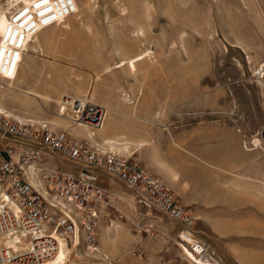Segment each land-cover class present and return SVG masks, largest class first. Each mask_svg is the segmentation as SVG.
Here are the masks:
<instances>
[{"label": "rangeland", "instance_id": "1", "mask_svg": "<svg viewBox=\"0 0 264 264\" xmlns=\"http://www.w3.org/2000/svg\"><path fill=\"white\" fill-rule=\"evenodd\" d=\"M76 2L78 14L43 28L41 46L22 51L8 78L53 101L0 78V106L54 124L61 107L78 122L81 88L112 110L106 125L149 143L124 155L172 188L220 264H264V151L246 152L255 139L264 146V0ZM104 185L114 198L96 248L69 242L67 264H191L168 215L138 204L118 180Z\"/></svg>", "mask_w": 264, "mask_h": 264}, {"label": "built area", "instance_id": "2", "mask_svg": "<svg viewBox=\"0 0 264 264\" xmlns=\"http://www.w3.org/2000/svg\"><path fill=\"white\" fill-rule=\"evenodd\" d=\"M18 4L1 37L0 76L17 75L28 35L77 12L76 0ZM75 104L80 123L102 126L105 108ZM50 124L0 113V264H47L62 242L73 245L77 235L96 248L100 220L114 198L105 180H118L138 204L168 215L179 226L178 241L191 264H220L198 237L193 214L160 178L122 153ZM10 237L17 238L16 247L6 244Z\"/></svg>", "mask_w": 264, "mask_h": 264}, {"label": "bare ground", "instance_id": "3", "mask_svg": "<svg viewBox=\"0 0 264 264\" xmlns=\"http://www.w3.org/2000/svg\"><path fill=\"white\" fill-rule=\"evenodd\" d=\"M23 1L26 2V3L29 2V0H23ZM18 5H19L18 4V0H5L3 3H0V41H1V37H3V35L7 31V28H8V25H9V21H10L9 20L10 19V15L13 13L14 8H17ZM76 7H77V12L72 14V15H70V16H68V17H66V18H69V17H71L73 15L78 14V11H79L78 5H76ZM66 18H64V19H66ZM40 32L41 31L27 36V38L29 40L33 41V43L36 44V46H31L30 45L31 47H28V45H27V47H26V45H25L24 52H25L26 56H28L29 49H32L34 51V53H36L37 47L39 45L41 46V44L39 42H36L37 39L39 40L38 33H40ZM30 58H33V57H30ZM260 68H261V71H264V62L261 64ZM263 76H264V73H263ZM0 78H2L1 80H3L7 84V89H9V90L17 91L19 93H22V94H25V95H29L30 97L32 96V97L40 98V99H43V100H46V101H53L52 97L49 94H47V93H44V94L43 93H39V92H37L34 89H30L28 91L21 90L17 86L16 82H13V81L8 79L9 77L0 76ZM50 87H55V86L50 84L49 88ZM51 90H53V89L51 88ZM83 93H84L83 90L80 88L79 95L82 98V100H80V101L85 103V102H87V100H89V101L92 100L91 96H88L87 94H85V93L83 94ZM83 99L85 101H83ZM67 101L73 103L74 102V98H73V100H67ZM59 103L62 104V102H59ZM129 104H132L134 106L135 102H132V101L129 100ZM63 108H64V106H63ZM111 112H112V110L107 106L106 107V119L103 122L102 126L99 127L98 135H101V140L103 142L102 144L98 143L97 140L94 137L95 132L97 130H95V132H94L87 124L80 123L79 121L76 122L74 119L71 120V118L65 117L64 115H62L63 113H61V107H60L59 113L57 114V116L61 119V121L58 122V123H55V124L50 122L51 123L50 125H52L53 127H55L57 125L61 126L64 129H66V130L73 131L78 136H82L84 138L90 139L91 142L96 144V145H100V146L106 147V148H108V149H110L112 151L123 153V154H126V153L127 154H131V152L133 150L132 147H134V146L136 147V149L139 150V149H142L144 146H146L148 144L145 141H139L138 143H135V142L132 141V139H130L128 137L127 133L119 132L116 127H110V126L106 125V120H110L111 119V116H110ZM0 113H4L6 115L11 116L9 114V112L5 108H3L2 106H0ZM16 118H18L20 120H23V121L24 120L36 121V120H31V119H21L19 117H16ZM109 133H110V135L112 134V136H106ZM254 150H258V151L259 150H263L264 151V146L262 145L261 140L255 139L253 148L252 149H247L246 152H252ZM174 178H175V180L178 179L176 176H174ZM16 240H17L16 237H10V238H8V241L6 242V244L13 245V246L16 247V245H15V241ZM80 242H81L80 238L77 235V237L73 241V245H72L73 248H77L80 245ZM71 250H72V248L70 247V245L66 244L65 242H62V244H61L58 252L56 253V255L52 259H50L47 264H67L68 261H71L70 260V254L72 253ZM203 264H206V263L203 262ZM208 264H210V263H208ZM214 264H217V262H215Z\"/></svg>", "mask_w": 264, "mask_h": 264}, {"label": "crops", "instance_id": "4", "mask_svg": "<svg viewBox=\"0 0 264 264\" xmlns=\"http://www.w3.org/2000/svg\"><path fill=\"white\" fill-rule=\"evenodd\" d=\"M148 144H149V143H148ZM148 144H147V145H148ZM144 147H145V146H144Z\"/></svg>", "mask_w": 264, "mask_h": 264}]
</instances>
